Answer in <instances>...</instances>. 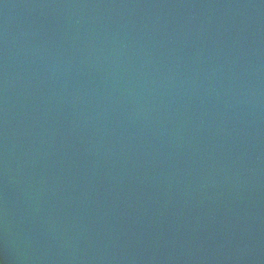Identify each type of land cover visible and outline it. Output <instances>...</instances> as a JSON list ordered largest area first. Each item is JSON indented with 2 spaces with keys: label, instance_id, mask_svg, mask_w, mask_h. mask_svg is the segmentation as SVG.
Masks as SVG:
<instances>
[{
  "label": "water",
  "instance_id": "1",
  "mask_svg": "<svg viewBox=\"0 0 264 264\" xmlns=\"http://www.w3.org/2000/svg\"><path fill=\"white\" fill-rule=\"evenodd\" d=\"M0 264H264V0H0Z\"/></svg>",
  "mask_w": 264,
  "mask_h": 264
}]
</instances>
